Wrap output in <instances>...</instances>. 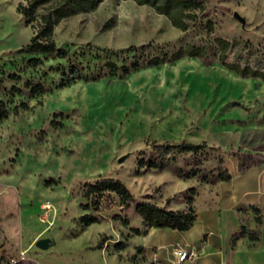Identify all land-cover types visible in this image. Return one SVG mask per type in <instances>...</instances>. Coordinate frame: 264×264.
<instances>
[{
  "label": "rangeland",
  "instance_id": "1",
  "mask_svg": "<svg viewBox=\"0 0 264 264\" xmlns=\"http://www.w3.org/2000/svg\"><path fill=\"white\" fill-rule=\"evenodd\" d=\"M18 2L0 0V101L7 111L0 120V264H153L157 248L136 241H155L157 233L130 232L144 231L136 202L190 209L197 217V211L219 206L220 171H239L241 162L264 163V80L223 67L214 42L217 37L230 42L228 62L264 72V0H205V10L186 31L148 6L103 0L94 11L61 21L53 33L57 46L70 55L87 44L113 50L144 46V54L159 55L188 44L205 48L207 57L67 85L56 70L65 60L47 58L29 68L26 57L13 54L33 35L16 12ZM15 73L20 81L6 79ZM26 82L43 90L32 94ZM13 85L20 94L10 92ZM181 141L205 147L164 157L154 151L155 145ZM142 158H165L168 165L149 169L139 166ZM98 178L121 180L133 196L130 207L105 194L97 211L92 206L84 211L81 187ZM85 213L99 221L82 227L78 218ZM242 214L241 224L252 222L253 228L245 227L259 232V239L246 241L235 258L224 253L219 264H264L262 214L260 223L252 208ZM40 239L49 240L47 249L36 246ZM117 242L125 247L115 250ZM227 245L234 250L237 242Z\"/></svg>",
  "mask_w": 264,
  "mask_h": 264
},
{
  "label": "trees",
  "instance_id": "2",
  "mask_svg": "<svg viewBox=\"0 0 264 264\" xmlns=\"http://www.w3.org/2000/svg\"><path fill=\"white\" fill-rule=\"evenodd\" d=\"M103 0H19L16 5V12L23 17L25 25L33 30V35L29 41L13 54L26 57L25 65L29 68L42 66L47 58L65 60V65H59L56 70L61 72L62 85H67L79 80H94L105 74H128L130 71L137 70L141 67H150L173 62L182 57H191L205 59L207 51L205 48L185 45L177 51L169 54L162 52L159 55L147 53L144 54L145 47L130 46L127 48L113 50L91 46L89 44L79 47L70 55V50L59 47L53 39L54 28L63 20L70 17L94 11ZM137 5H145L152 8L157 14L164 16L172 27L179 31H186L189 23L193 21L196 14L205 10V0H130ZM208 32L213 31V25L210 20L206 22ZM215 45L219 50V62L227 70L236 73L242 77L258 78L264 80V72L253 69L250 66L241 67L239 64L228 62V51L230 42L220 37L215 38ZM132 55V56H130ZM121 62V65H118ZM6 79L12 83L21 80L18 74H8ZM2 80L0 79V85ZM25 88L34 94L41 92L43 86L36 84L31 86L29 82L25 83ZM13 94H20L21 89L13 85L10 89ZM7 111L5 105L0 101V120L5 118ZM205 147V143L193 144L181 141L179 143L165 142L154 146V151L160 153L163 157L173 150L180 153L195 154ZM249 159L251 156H247ZM165 158L139 160V166L149 169L167 168L168 162ZM254 165V161L241 162L238 165L239 172L245 171ZM190 175L196 176V172ZM189 178V175H184ZM231 175L225 170L220 171L217 180L227 182ZM82 198L87 201L81 204L84 211L90 206L95 211L101 206L100 199L105 194L115 195L123 208L130 207L133 202V196L127 186L119 179L115 178H98L93 182H87L82 185ZM256 214V221L260 223V210L252 207ZM135 213L141 218L144 231L141 233L138 228H131L130 232L138 236L146 235L151 228L171 229L179 232L189 230L195 220V213L188 210H171L159 207L149 201H138L134 204ZM120 219L123 226L128 225V220L114 216V220ZM99 220L91 213H85L78 218V223L82 227H88ZM259 232H250L245 226L241 225L239 230L231 237L230 244H234L241 238H247L251 242L258 241ZM125 247L124 242H117L114 245L115 250H121ZM99 248H102L100 243ZM141 252L143 249L140 248ZM14 264H24L18 261Z\"/></svg>",
  "mask_w": 264,
  "mask_h": 264
},
{
  "label": "crops",
  "instance_id": "3",
  "mask_svg": "<svg viewBox=\"0 0 264 264\" xmlns=\"http://www.w3.org/2000/svg\"><path fill=\"white\" fill-rule=\"evenodd\" d=\"M253 171H258L253 173ZM231 179L219 185V206L217 209L197 211L193 226L183 232L171 229L151 228L145 236L157 233L155 241H136L144 247H156L155 255L158 261L168 264L169 253L167 250L174 244L193 245L198 248L196 264H219L222 255L226 252L230 258H235L246 247L247 238L237 241L234 250L227 251V243L239 230L243 210L252 207L258 208L262 214L261 239L264 242V163L253 165L249 169L231 173ZM251 213V212H250ZM216 214L218 219H216ZM247 226L253 228V223L248 221ZM247 250V249H246ZM154 254V253H153ZM166 259L164 260V258ZM232 263V261H231ZM230 263V264H231Z\"/></svg>",
  "mask_w": 264,
  "mask_h": 264
},
{
  "label": "built area",
  "instance_id": "4",
  "mask_svg": "<svg viewBox=\"0 0 264 264\" xmlns=\"http://www.w3.org/2000/svg\"><path fill=\"white\" fill-rule=\"evenodd\" d=\"M199 253L193 245L174 244L170 249L168 264H196ZM153 264H165L154 259Z\"/></svg>",
  "mask_w": 264,
  "mask_h": 264
},
{
  "label": "water",
  "instance_id": "5",
  "mask_svg": "<svg viewBox=\"0 0 264 264\" xmlns=\"http://www.w3.org/2000/svg\"><path fill=\"white\" fill-rule=\"evenodd\" d=\"M234 18L236 19V20H238L241 24H244V19L241 17V16H239L237 13H234ZM119 161H122V159H120ZM48 239H40V240H37V242H36V246L38 247V248H40V249H47L48 248V246H49V244H48Z\"/></svg>",
  "mask_w": 264,
  "mask_h": 264
},
{
  "label": "bare ground",
  "instance_id": "6",
  "mask_svg": "<svg viewBox=\"0 0 264 264\" xmlns=\"http://www.w3.org/2000/svg\"><path fill=\"white\" fill-rule=\"evenodd\" d=\"M44 196V195H43ZM49 203V202H48Z\"/></svg>",
  "mask_w": 264,
  "mask_h": 264
}]
</instances>
